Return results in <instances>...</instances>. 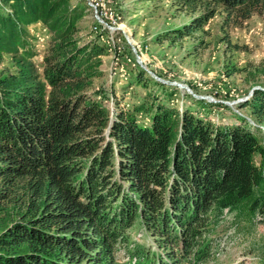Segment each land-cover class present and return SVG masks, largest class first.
Wrapping results in <instances>:
<instances>
[{
	"label": "trees",
	"instance_id": "1",
	"mask_svg": "<svg viewBox=\"0 0 264 264\" xmlns=\"http://www.w3.org/2000/svg\"><path fill=\"white\" fill-rule=\"evenodd\" d=\"M184 1L220 6L236 23L264 11V0ZM86 10L83 0H0V59L14 62L0 74V264H122L119 244L143 255L129 248L136 225L171 264H193L221 209L249 200L264 217L262 137L240 115L215 124L162 103L110 115L89 93L106 46L75 36ZM214 14L207 8L173 33L188 35ZM35 23L50 34L40 68L25 48ZM257 69L264 75V61ZM240 107L264 134V89Z\"/></svg>",
	"mask_w": 264,
	"mask_h": 264
},
{
	"label": "rangeland",
	"instance_id": "2",
	"mask_svg": "<svg viewBox=\"0 0 264 264\" xmlns=\"http://www.w3.org/2000/svg\"><path fill=\"white\" fill-rule=\"evenodd\" d=\"M97 1L102 3L104 22H96L88 0H83L86 15L79 21L75 36L80 44L97 38L106 46L105 54L99 57L100 75L93 78L89 93L102 101L110 115L118 108L143 103L188 110L222 125L237 123L240 115L264 144L262 124L254 121L249 108L240 107L250 99L254 87L264 89V75L257 69L264 61V11L236 23L225 19L220 6L207 1L193 5L184 0ZM207 8H214L215 14L201 28L188 35L173 33L183 30ZM26 30L25 48L34 52L31 60L40 68L50 34L41 23L31 24ZM136 55L146 69L166 82L156 80L142 68ZM13 70L11 55L3 54L0 74ZM138 119L147 122V113L139 112ZM256 162L264 174V159L256 156ZM249 205L247 200L220 210L208 233L201 237L207 244L206 254L193 264H264V217ZM130 236V249L139 247L142 256L147 255L145 259L162 258L171 264L165 250L141 226L136 225ZM142 256L130 255L123 244L115 253L122 264L146 262Z\"/></svg>",
	"mask_w": 264,
	"mask_h": 264
},
{
	"label": "built area",
	"instance_id": "3",
	"mask_svg": "<svg viewBox=\"0 0 264 264\" xmlns=\"http://www.w3.org/2000/svg\"><path fill=\"white\" fill-rule=\"evenodd\" d=\"M88 4L94 12V17L96 19V22L102 24L104 22L102 19L103 15L101 12L102 3L101 2L99 3L97 0H88ZM94 28H97V26H94Z\"/></svg>",
	"mask_w": 264,
	"mask_h": 264
},
{
	"label": "water",
	"instance_id": "4",
	"mask_svg": "<svg viewBox=\"0 0 264 264\" xmlns=\"http://www.w3.org/2000/svg\"><path fill=\"white\" fill-rule=\"evenodd\" d=\"M136 59H137V62L140 64V66H141L142 68H144L149 74H151L152 77H154V78H155L156 80H158V81L166 82V81L160 79L159 77L155 76L150 70L146 69V68L142 65L141 60H140V58H139L138 55H136ZM178 85H179V84H178ZM254 88H260V87H254ZM254 88H253V89H254Z\"/></svg>",
	"mask_w": 264,
	"mask_h": 264
}]
</instances>
